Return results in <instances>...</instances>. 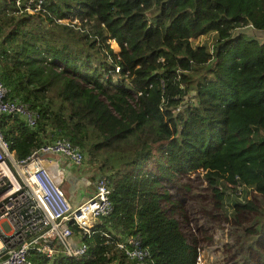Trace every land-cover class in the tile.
<instances>
[{
    "label": "trees",
    "instance_id": "trees-1",
    "mask_svg": "<svg viewBox=\"0 0 264 264\" xmlns=\"http://www.w3.org/2000/svg\"><path fill=\"white\" fill-rule=\"evenodd\" d=\"M37 3L0 0V78L38 113L34 128L4 115L2 134L17 158L65 136L88 153V181L107 178L113 208L82 235L83 255L31 251L33 264H135L116 247L129 232L149 250L143 264H196L197 247L159 186L199 169L215 208L233 221L221 227L223 243L258 249L264 40L235 30L264 33V0H41L26 9ZM209 32L211 48L192 44ZM245 210L254 213L243 227Z\"/></svg>",
    "mask_w": 264,
    "mask_h": 264
},
{
    "label": "built area",
    "instance_id": "built-area-1",
    "mask_svg": "<svg viewBox=\"0 0 264 264\" xmlns=\"http://www.w3.org/2000/svg\"><path fill=\"white\" fill-rule=\"evenodd\" d=\"M16 4L19 5V0ZM40 7L38 0L36 6L26 9L34 12ZM4 115L18 116L31 128L38 120V113L27 101L8 95L0 78V264H33L31 251L42 252L48 258L56 254L83 255L87 245L82 235L91 232L95 218L113 208L109 181L104 175H97L89 194L70 201L54 176L57 164L39 153H54L66 170L61 158L80 169L88 168V153L65 136L57 135L25 157L17 158L1 131ZM85 207H89V220L82 218ZM72 223L82 229L81 234L73 231ZM116 247L123 249L135 264H143L149 255L136 232L123 235L116 241ZM201 256L197 247L196 264H205Z\"/></svg>",
    "mask_w": 264,
    "mask_h": 264
},
{
    "label": "rangeland",
    "instance_id": "rangeland-1",
    "mask_svg": "<svg viewBox=\"0 0 264 264\" xmlns=\"http://www.w3.org/2000/svg\"><path fill=\"white\" fill-rule=\"evenodd\" d=\"M42 23L45 24V22ZM88 30L92 29L88 28ZM235 31H243L247 36L264 40V33L254 30L250 25L237 28ZM214 41V32L191 38L193 45L205 43L208 48H211ZM111 45L116 51L119 50V46L114 40H111ZM210 64L212 63L210 62ZM191 98L192 93L183 98L181 104L187 103ZM149 164L151 165L152 162L147 163V165ZM202 175L203 171L200 169L181 173L176 177L177 182L183 183L181 187L175 183L176 180L167 179H162L161 186H159L160 191L166 188L169 198L176 203L173 215L177 218L187 240L200 248L205 264H264L261 253L264 250V240L258 242V249L261 251H258L257 247H250L246 251L238 243L236 245L223 243L225 239L221 227H224L226 231L229 223H233V221L226 219L222 211H217L213 204L212 194L204 187L205 179ZM166 204L169 205V203ZM251 212L254 213L245 210L238 214L243 227L249 225L252 217ZM242 254H247V256L244 257Z\"/></svg>",
    "mask_w": 264,
    "mask_h": 264
},
{
    "label": "crops",
    "instance_id": "crops-1",
    "mask_svg": "<svg viewBox=\"0 0 264 264\" xmlns=\"http://www.w3.org/2000/svg\"><path fill=\"white\" fill-rule=\"evenodd\" d=\"M56 161L59 162L57 156H55ZM62 162L65 164L67 167V170L63 167L64 169V184L63 188L67 192L66 195L72 200H80L84 198L87 194H89L93 188V185L90 186L87 177L90 173L91 167L88 165V168H82L80 169L79 167H76L75 165L68 164V162H65L64 158H61ZM90 170V171H89ZM93 184V182H92ZM89 186V187H88ZM78 239H75V242H77Z\"/></svg>",
    "mask_w": 264,
    "mask_h": 264
},
{
    "label": "bare ground",
    "instance_id": "bare-ground-1",
    "mask_svg": "<svg viewBox=\"0 0 264 264\" xmlns=\"http://www.w3.org/2000/svg\"><path fill=\"white\" fill-rule=\"evenodd\" d=\"M39 155L42 156V157L49 158L52 162L57 164L58 169L54 171V176L57 179V181L59 182V184L61 185L64 193L66 194V192H65V190L63 188V184H64V169L61 166V164L58 161H56V158H55L56 155L54 153H52V152H49V151L41 152V153H39ZM82 218H84L85 220H89V207H85L84 208Z\"/></svg>",
    "mask_w": 264,
    "mask_h": 264
}]
</instances>
